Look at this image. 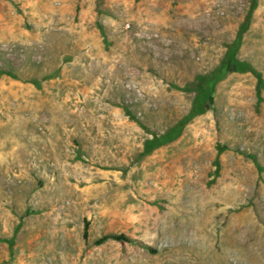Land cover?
<instances>
[{
  "label": "rangeland",
  "instance_id": "1",
  "mask_svg": "<svg viewBox=\"0 0 264 264\" xmlns=\"http://www.w3.org/2000/svg\"><path fill=\"white\" fill-rule=\"evenodd\" d=\"M0 70V264H264V0H0Z\"/></svg>",
  "mask_w": 264,
  "mask_h": 264
},
{
  "label": "trees",
  "instance_id": "2",
  "mask_svg": "<svg viewBox=\"0 0 264 264\" xmlns=\"http://www.w3.org/2000/svg\"><path fill=\"white\" fill-rule=\"evenodd\" d=\"M228 61H229V58H227V60H225L224 65H226V63H227ZM2 73H8V74L14 76V74H12V73H10V72H5V71L0 70V74H2ZM197 105H198V106H199V105L204 106V105H205V102L202 101L201 99H199V100H197ZM199 111H200V110H198V112H199ZM127 113H128V115H130L132 118H134V116L132 115V113L130 112V110L127 109ZM183 124H184V122L178 124L175 128H173V129L171 130V133H168L166 136L163 137V139L160 140V142H157V143H158V144H159V143H163V142L169 141V140L173 139L174 137H176V136L178 135V133L181 131V127L183 126ZM156 141H158V139H157ZM220 149L222 150L223 148L221 147ZM249 156L254 157V156H252V155H249ZM254 159H256V158L254 157ZM259 168H260L261 170L263 169V167H261V166H259ZM84 237H85V239L88 238V224H86V226H85ZM110 239H111V240H116V241H128V242H132V241H133V239H132L130 236H128L127 234H125V233H107V234L101 236L100 238H98V239L95 241V243H96L97 245H100V244H103L104 242H106V241H108V240H110Z\"/></svg>",
  "mask_w": 264,
  "mask_h": 264
}]
</instances>
